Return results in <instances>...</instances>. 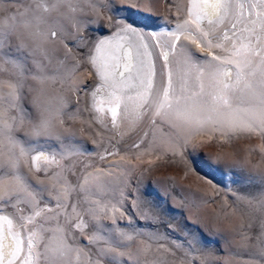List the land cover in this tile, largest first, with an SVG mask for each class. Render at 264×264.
Returning <instances> with one entry per match:
<instances>
[{"label":"snow or ice","instance_id":"6c2138e0","mask_svg":"<svg viewBox=\"0 0 264 264\" xmlns=\"http://www.w3.org/2000/svg\"><path fill=\"white\" fill-rule=\"evenodd\" d=\"M133 8L130 0H0V264H167L159 250L172 264H221L198 226L189 232L166 219L167 207L140 200L143 174L131 161L94 172L66 125L84 111L115 129L136 123L131 148L156 151L159 133L173 155L208 126L264 136V0H189L180 22L159 33L116 15ZM93 27L99 38L88 34ZM88 65L96 82L85 86L90 107L80 108L84 82H68ZM124 197L148 209L141 216L155 231L119 225ZM237 199L258 217L247 225L253 234L242 225L239 240L225 238L223 264L240 255L264 264V191ZM76 230L89 231L86 243ZM138 236L147 240L133 247Z\"/></svg>","mask_w":264,"mask_h":264},{"label":"rangeland","instance_id":"374dc122","mask_svg":"<svg viewBox=\"0 0 264 264\" xmlns=\"http://www.w3.org/2000/svg\"><path fill=\"white\" fill-rule=\"evenodd\" d=\"M130 2L137 5L139 10L124 9L116 15L128 17L130 22L144 30H155L159 33L173 29L180 22L181 13L178 8H184L189 0ZM160 17L162 19H158ZM101 32L93 27L88 34L96 39L101 36ZM73 51L77 52L76 49ZM70 65L71 62L68 71H71ZM84 67L86 70L76 73L68 82H84L79 93L75 95L80 108L90 107L91 98L85 86L96 82L91 66H82V69ZM68 83L64 85L65 88ZM60 88L58 83L49 86V90L58 91ZM27 107L31 109V104H27ZM66 126L75 132L73 142L88 149L80 159L90 164L95 163L94 172L104 170L106 164H127L131 161L136 166V174H143L140 190L141 193L146 192L147 196L140 195V200L154 201L167 207L169 216L166 219L174 225L187 226L189 232L195 231L198 226L201 240L214 250L221 264L230 259L229 245L225 238L230 240L236 236L242 225V230L253 234L249 232L247 225L249 222L255 223L258 213L237 197L250 198L264 191V185L259 182V174L264 172V136L258 131H237L224 136L208 126L193 133L189 137V143L183 148L177 147L176 154L173 155L166 137H161L159 133L156 135L155 144L159 146L156 151H146L143 147L139 150L131 148L132 142L138 138L136 123L122 130L115 129L108 125L107 120L93 121L90 113L84 111L75 123ZM50 141L49 144L57 143L55 140ZM106 150L118 154L107 156ZM100 156H107V159L100 160ZM112 171L120 172L122 169ZM37 175L42 177L41 173ZM132 192L136 195L135 188ZM115 195L119 197L118 193ZM111 202L116 201L111 199ZM138 202L139 200L134 202L128 197L120 198L121 211H124L125 218L118 220V223L128 233L134 234L135 229L150 234L155 229L150 226V220L141 216V210L148 212V209L143 205L141 208L134 207V203ZM129 222L133 227H128ZM104 223L111 224V219L104 220ZM76 231L78 240L86 243L90 229L83 235L79 234V230ZM236 239L239 240V237L236 236ZM146 240V237H136L133 247ZM231 247L235 250V245ZM153 250L156 251L154 244ZM156 255L167 264H172L165 250L156 251ZM247 261V256L240 255L234 257L232 264H247Z\"/></svg>","mask_w":264,"mask_h":264},{"label":"bare ground","instance_id":"6f19581e","mask_svg":"<svg viewBox=\"0 0 264 264\" xmlns=\"http://www.w3.org/2000/svg\"><path fill=\"white\" fill-rule=\"evenodd\" d=\"M12 7H14V8H15V7H18V5H15V4H14V5H12ZM146 31H148V30H146ZM149 32H151V31H149ZM53 91H56V90H49V92H53ZM30 108H31V107H30ZM50 142H51V141H50ZM50 142H48V143H50ZM53 143H54V141H53Z\"/></svg>","mask_w":264,"mask_h":264}]
</instances>
